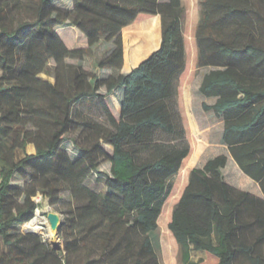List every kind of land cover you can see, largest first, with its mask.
<instances>
[{
  "label": "trees",
  "instance_id": "1",
  "mask_svg": "<svg viewBox=\"0 0 264 264\" xmlns=\"http://www.w3.org/2000/svg\"><path fill=\"white\" fill-rule=\"evenodd\" d=\"M69 2L0 0V236L9 246L0 264H163L158 219L173 194L168 227L184 263L202 264L195 249L212 264H264V0H202L195 33L197 64L209 67L199 90L215 98L203 108L223 119V142L263 196L224 179L226 153L192 168L175 195L194 148L177 100L188 73L182 0ZM156 15L160 45L121 71L122 30L136 23L127 33L137 62L157 44V24L142 21ZM102 39L114 45L95 71L66 63ZM51 67L54 82L39 76ZM29 143L36 151L18 157ZM93 176L107 190L90 186ZM39 193L67 202L62 248L21 231Z\"/></svg>",
  "mask_w": 264,
  "mask_h": 264
},
{
  "label": "rangeland",
  "instance_id": "2",
  "mask_svg": "<svg viewBox=\"0 0 264 264\" xmlns=\"http://www.w3.org/2000/svg\"><path fill=\"white\" fill-rule=\"evenodd\" d=\"M59 4H69V0H58ZM183 4V32L186 38V49H187V62H188V73L186 78L180 84V94L178 96V104L180 106L181 112L183 114L184 123L187 129V138L193 146V151L191 155L186 160L185 166L182 168L181 172L178 173L174 177V186H175V195L179 193L182 187L186 184L189 177V171L197 166H203L204 163L211 157H214L220 153H226L229 155L230 152L227 145L223 142V119L217 116L213 111H206L203 108V102L206 101L208 103L214 102V97H205L199 90V86L203 75L209 67H199L197 64L198 58V45L195 38V33L197 26L201 19V9H202V0H182ZM142 21H148L151 23H156L158 28V41L157 44L151 49L150 52L145 54L141 59L137 62L132 59L130 56L132 46L134 44L133 37L127 33V30L130 26L135 25L133 23L128 25L122 30V36L124 39L125 46V60L124 65L121 71L127 72L131 70L134 66L138 65L140 61H142L147 55H149L154 48L158 45L160 41V33H161V16L156 15L144 19ZM141 22V21H140ZM74 43H84L85 40L82 37L78 36L77 33L70 37ZM113 41L102 39L98 43L94 44L92 47V52L89 55H86L84 58H74V57H66L65 61L69 65L73 66H82L87 70L95 71L97 69L98 60L109 53L113 48ZM55 68L51 67L50 71L42 72L40 75L46 77L50 81H55ZM110 102L114 110L119 112V104L118 99L115 94L110 95ZM86 112L89 114H93L96 118L102 119L100 112L97 109L86 108ZM174 137L170 135H164L163 140L165 142L173 140ZM205 144V153L202 158L194 164L196 159V155L199 150ZM25 151V149H24ZM22 153V151L20 152ZM20 155H18L19 157ZM236 163L233 159H231L226 167L222 170L223 177L229 183L237 186L238 188L245 190H253L254 187L260 189L262 192L259 183L254 180H248V176H242L240 173H236L233 169V165ZM90 186L95 187L98 190H107L103 181H98L96 176L91 177L88 180ZM254 192V191H252ZM255 193V192H254ZM64 195L68 198V192L65 191ZM173 196L169 199V201L165 204L164 211L160 215L158 219L159 228H158V243L157 250L159 254V258L163 264H186L182 260V249L178 242L174 239L169 227L168 221L171 214V211L176 203L173 199ZM36 201L39 203L37 208H41L43 212V208L50 200L48 197H44L42 194H38L35 196ZM46 203V204H45ZM67 203V202H65ZM62 203L60 205L51 204L52 209L63 214V209L66 208L67 204ZM46 215V213H43ZM22 225L21 231L25 233H33L28 231H35L30 228L26 231ZM46 226V227H45ZM50 225H44V230L40 228H36L37 235H41L45 240H48L51 243V238L49 236ZM61 239V247H63L62 237L60 233ZM52 245V243H51ZM53 246V245H52ZM59 249V248H58ZM9 246L3 242V238L0 236V253L3 251H8ZM65 253V252H64ZM191 258L193 260L203 259L202 264H212L213 258L206 251L201 250H192Z\"/></svg>",
  "mask_w": 264,
  "mask_h": 264
},
{
  "label": "water",
  "instance_id": "3",
  "mask_svg": "<svg viewBox=\"0 0 264 264\" xmlns=\"http://www.w3.org/2000/svg\"><path fill=\"white\" fill-rule=\"evenodd\" d=\"M46 205H47V208L43 209V212L46 213V215L48 216L49 221H50V227L52 230H54V234L50 236L51 243L54 248L58 249L61 247L60 231L64 223V217L62 213L52 209L51 204L49 202ZM35 215H36V211H35ZM33 218H31L29 221H31ZM26 223H24V225ZM28 232H33V233L38 234V232H35V231H28Z\"/></svg>",
  "mask_w": 264,
  "mask_h": 264
},
{
  "label": "crops",
  "instance_id": "4",
  "mask_svg": "<svg viewBox=\"0 0 264 264\" xmlns=\"http://www.w3.org/2000/svg\"><path fill=\"white\" fill-rule=\"evenodd\" d=\"M162 31V30H161ZM160 42H161V33H160V41H159V43H158V45L154 48V50L156 49V48H158V46L160 45ZM123 72H124V70H123ZM41 78H43V79H46V80H49V79H47L46 77H43L42 75H39ZM50 81V80H49ZM51 82H54V81H52L51 80ZM120 108V107H119ZM205 145V144H204ZM228 147V146H227ZM203 148V147H202ZM202 148L199 150V152L197 153V155H196V159H195V161H194V164L196 163V160H197V158H198V156H199V154H200V152H201V150H202ZM22 151V153H20ZM36 151V146H35V144L34 143H29L27 146H26V148H25V151L23 150V149H20V150H18V154L20 155V156H23V155H25L26 153H33V152H35ZM230 152V151H229ZM228 155V154H227ZM228 157H229V155H228ZM231 159H233L235 162H236V160L234 159V157L232 156V154H231V152H230V158L228 159V162L231 160ZM228 162H227V164H228ZM193 164V165H194ZM226 167V166H225ZM224 167V168H225ZM224 168H222V170L224 169ZM233 169H234V171L236 172V173H240V175L241 174H243L242 176H244V175H246V177L248 178V180H254L252 177H250L249 175H247L241 168H240V166H239V164L236 162V163H234V165H233ZM255 181V180H254ZM257 182V181H256ZM258 183V182H257ZM261 188V187H260ZM249 191H254L255 192V194L256 195H258V196H263V192H261L260 191V189H259V187L258 188H255L254 187V189L253 190H249ZM253 192V193H254Z\"/></svg>",
  "mask_w": 264,
  "mask_h": 264
},
{
  "label": "bare ground",
  "instance_id": "5",
  "mask_svg": "<svg viewBox=\"0 0 264 264\" xmlns=\"http://www.w3.org/2000/svg\"><path fill=\"white\" fill-rule=\"evenodd\" d=\"M46 208H47V205H45V207L43 209H46ZM43 213L44 212H42L41 208H37L36 209V215H35V217L31 221L27 222L25 224V227L27 229H30V228H40L42 230V232H43L44 225L45 224L47 226L50 225V221H49L48 216L47 215H44ZM49 228H50V230H49V236H51V235L54 234V230H52L51 227H49Z\"/></svg>",
  "mask_w": 264,
  "mask_h": 264
},
{
  "label": "built area",
  "instance_id": "6",
  "mask_svg": "<svg viewBox=\"0 0 264 264\" xmlns=\"http://www.w3.org/2000/svg\"><path fill=\"white\" fill-rule=\"evenodd\" d=\"M1 179H2V177H1V174H0V182H1Z\"/></svg>",
  "mask_w": 264,
  "mask_h": 264
}]
</instances>
